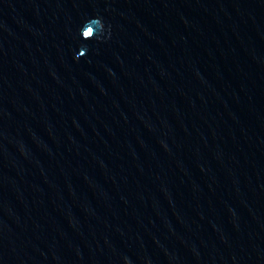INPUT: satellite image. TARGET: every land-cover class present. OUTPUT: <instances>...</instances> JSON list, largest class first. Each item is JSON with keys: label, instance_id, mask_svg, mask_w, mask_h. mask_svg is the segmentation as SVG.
I'll use <instances>...</instances> for the list:
<instances>
[{"label": "water", "instance_id": "1", "mask_svg": "<svg viewBox=\"0 0 264 264\" xmlns=\"http://www.w3.org/2000/svg\"><path fill=\"white\" fill-rule=\"evenodd\" d=\"M0 264H264V0H0Z\"/></svg>", "mask_w": 264, "mask_h": 264}]
</instances>
